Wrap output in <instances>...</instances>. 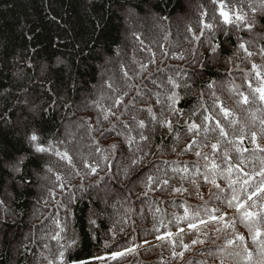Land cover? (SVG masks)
Here are the masks:
<instances>
[{
  "label": "trees",
  "instance_id": "trees-1",
  "mask_svg": "<svg viewBox=\"0 0 264 264\" xmlns=\"http://www.w3.org/2000/svg\"><path fill=\"white\" fill-rule=\"evenodd\" d=\"M261 86L264 0H0V264H264Z\"/></svg>",
  "mask_w": 264,
  "mask_h": 264
},
{
  "label": "snow or ice",
  "instance_id": "snow-or-ice-1",
  "mask_svg": "<svg viewBox=\"0 0 264 264\" xmlns=\"http://www.w3.org/2000/svg\"><path fill=\"white\" fill-rule=\"evenodd\" d=\"M213 2L214 3H217V0H213ZM224 4L223 3H220V12H219V15L223 18V22L225 23V24H231V23H233V19H232V14L231 13H229V12H227V11H224ZM235 20H237V21H241V22H244V17L242 16V15H235ZM203 23V22H202ZM204 27L205 28H211V25H208V24H204ZM240 47L242 48V49H244L245 48V45L243 44V43H241L240 44ZM246 50V49H245ZM248 55L250 56V55H252V53H248ZM253 69L255 70L256 69V65H253ZM251 87V86H250ZM255 91L257 92V93H259V99L262 101V102H264V86H261V87H259V88H256L255 89ZM243 103H248V97H243ZM221 111L224 113V116L227 118L229 115H230V113H229V111L228 110H225V109H223V108H221ZM107 118V117H106ZM262 123H264V121H262ZM219 126V125H218ZM141 127H143V124H141ZM191 128H196V125H192L191 126ZM191 130V129H190ZM221 135H224L225 133H224V130L221 128ZM28 139H29V141L33 144V146H34V148H35V151H37V152H46V151H49L50 150V148H51V145H49V148H45V147H43L42 145H40L39 144V136L35 133V132H33L29 137H28ZM253 142L255 143V133H253ZM212 147H213V149H215L216 148V145H212ZM262 151H264V149H261ZM58 156H60L62 159H66V160H68V162L69 163H71V157H69L66 153H59V152H57L56 153ZM197 155L199 156V153H197ZM133 163H135V161L133 162ZM86 166H88V165H86ZM16 171H19V167L17 166V168H16ZM49 171H51V169H49ZM96 171V169L95 168H92V172H95ZM260 175H262V176H264V170H262L261 171V173H260ZM60 179V177L59 176H57V180H59ZM152 178L151 177H149V180H151ZM207 179V178H206ZM213 185H215L217 188H219V185H217L216 184V181L215 180H212V181H210ZM166 183V182H165ZM176 191H180V189H176ZM259 191H264V185H262L261 186V188L259 189ZM253 194H255V193H253ZM251 197H249V199H250ZM233 199H235V197H233ZM229 206L231 207V202H229ZM240 207H243L242 205H240ZM186 214H187V210H186ZM245 215L248 217V218H252L253 217V213H251V212H246L245 213ZM221 218H223V217H221ZM191 227H195V225L193 224V225H191ZM169 235H171V234H169ZM260 235V232L259 231H257V233H256V236H259ZM239 239H242V237H239ZM254 239H255V237H254ZM198 241H193L192 243L193 244H196ZM232 243V241H229V244H231ZM185 247V250H187V248H188V246L187 245H185L184 246ZM63 255H64V253L63 252H61L60 253V256H61V258L63 257ZM121 255H123V253H120V252H117V253H114L113 254V258H116V257H118V256H121ZM175 255H177V253H174V256ZM178 255H180L181 257L183 256V253L181 252V253H179ZM251 257V254L249 253V258ZM61 264H63V261H61Z\"/></svg>",
  "mask_w": 264,
  "mask_h": 264
},
{
  "label": "rangeland",
  "instance_id": "rangeland-1",
  "mask_svg": "<svg viewBox=\"0 0 264 264\" xmlns=\"http://www.w3.org/2000/svg\"><path fill=\"white\" fill-rule=\"evenodd\" d=\"M192 6H193V5H192ZM194 8H195V7H194ZM125 15H126V16L128 15L127 12L125 13ZM130 16H134V15H132V14L130 13ZM136 18H137V17H136ZM137 19H138V18H137ZM135 24H136V23H135ZM135 24H134V25H135ZM137 24H138V22H137ZM137 24H136V25H137ZM125 25H126V30H129V35H128V38H129V39L132 38L133 31H138V30H139L138 27H140V30H141V31H144V30H145L144 27H141V26H138V25H137V26H138L137 28L133 27L134 25L131 26V27H130L129 24H126V23H125ZM141 45H142V44H141ZM140 50H141V48H140ZM185 78H186V77H185ZM153 82H154V81H152L151 83H153ZM151 83H150V84H151ZM98 92H99V91H98ZM69 134H70V133H68V136L71 135V134H70V135H69ZM74 137L78 138V141L80 142V144H81V145L84 144L85 149H86V145H85V142H86V141H85L84 139H82L81 137H80V138L77 137L76 135H74ZM70 138H72V136H71ZM84 141H85V142H84ZM51 147H52V145H51ZM48 148H49V147H48ZM50 149H51V148H50ZM100 186H101V185H100ZM102 186H103V185H102ZM102 186H101V187H102ZM55 240H58V239H55Z\"/></svg>",
  "mask_w": 264,
  "mask_h": 264
}]
</instances>
